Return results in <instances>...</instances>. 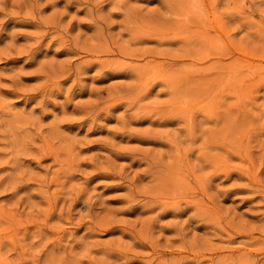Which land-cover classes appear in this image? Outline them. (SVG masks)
Instances as JSON below:
<instances>
[{
  "label": "rangeland",
  "instance_id": "374dc122",
  "mask_svg": "<svg viewBox=\"0 0 264 264\" xmlns=\"http://www.w3.org/2000/svg\"><path fill=\"white\" fill-rule=\"evenodd\" d=\"M0 264H264V0H0Z\"/></svg>",
  "mask_w": 264,
  "mask_h": 264
},
{
  "label": "bare ground",
  "instance_id": "6f19581e",
  "mask_svg": "<svg viewBox=\"0 0 264 264\" xmlns=\"http://www.w3.org/2000/svg\"><path fill=\"white\" fill-rule=\"evenodd\" d=\"M198 1H200V0H198ZM192 3H194L193 1H192ZM185 4V3H184ZM193 5V4H192ZM197 5V4H196ZM185 6V5H184ZM186 7V6H185ZM185 7H184V9H185ZM192 9V8H191ZM204 9V8H203ZM202 9V10H203ZM205 10H207V9H205ZM185 11V10H184ZM203 12V11H202ZM182 13V12H181ZM188 13V12H187ZM204 15V17H205V14H203ZM186 16H187V14H186ZM207 16V15H206ZM190 17H192V15L190 16ZM185 19H187V18H185ZM192 19H194L193 17H192ZM205 19H207V17L205 18ZM180 20V19H179ZM191 20V19H190ZM195 21H196V19H194ZM193 20V21H194ZM199 20V19H198ZM202 20V18L199 20V21H201ZM187 22L189 23L190 21H188V19H187ZM186 22V23H187ZM202 22V21H201ZM183 25V24H182ZM224 49V48H223ZM224 65V64H223ZM249 66V65H248ZM195 67V66H194ZM214 67H215V64H214ZM221 67V66H220ZM220 67H219V70H220ZM197 69H199V67H196ZM210 68H212L211 66H210ZM193 69V68H192ZM203 69V68H202ZM209 69V68H208ZM213 69V68H212ZM200 70V69H199ZM218 70V69H217ZM222 70H223V68H222ZM233 70V69H232ZM235 70V69H234ZM192 71V70H191ZM214 76H218V75H214ZM206 77V76H205ZM245 77V76H244ZM199 78V77H198ZM213 78V77H212ZM223 78V77H222ZM211 79V78H210ZM221 79V78H220ZM231 79H233V78H231ZM212 80H214V78L212 79ZM211 80V81H212ZM230 81V80H229ZM239 81H240V79H239ZM247 81V80H246ZM210 82V81H209ZM213 82V81H212ZM221 82V81H220ZM235 82V81H234ZM228 83V82H227ZM232 83V82H231ZM233 84V83H232ZM214 86V85H213ZM213 86H212V88H213ZM210 88V87H209ZM224 88V87H223ZM214 94V93H213Z\"/></svg>",
  "mask_w": 264,
  "mask_h": 264
}]
</instances>
